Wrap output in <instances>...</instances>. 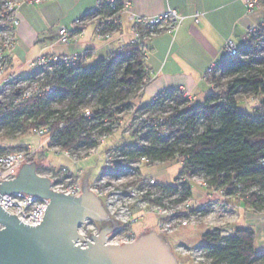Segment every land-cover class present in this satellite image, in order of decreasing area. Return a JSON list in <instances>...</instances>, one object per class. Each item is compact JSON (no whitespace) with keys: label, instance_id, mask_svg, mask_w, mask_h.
I'll return each mask as SVG.
<instances>
[{"label":"trees","instance_id":"obj_1","mask_svg":"<svg viewBox=\"0 0 264 264\" xmlns=\"http://www.w3.org/2000/svg\"><path fill=\"white\" fill-rule=\"evenodd\" d=\"M247 40L239 48L242 56H228L214 69L220 75H231V81L218 92L211 91L205 103L196 107L185 104L188 99L179 89L164 91L149 104H137L135 100L149 78L147 56L138 43L93 65L85 62L62 68L57 89L49 96L14 105L16 95L12 94L1 101L0 152L14 146L10 143L14 139L44 126L52 134L50 147L85 152L97 146L98 136L110 133L118 114L133 105L167 110L173 101L176 106L168 116L173 140L150 131L146 133L150 145L137 149V134H130L132 140L119 146L130 150L131 156L143 153L161 163L176 160L179 153L185 161L181 173L202 175L225 195L236 196L248 207L264 212V69L254 67L259 61L256 56L264 49V23ZM211 74L210 83L218 84L221 76ZM241 91L259 97L255 115L240 110ZM84 107H93L95 116L83 115ZM160 188L179 194L176 202L193 194L192 185L178 180L175 184L160 183ZM202 234V246L213 264L264 262V251H256V232L249 226H236L228 235L220 228L206 229Z\"/></svg>","mask_w":264,"mask_h":264},{"label":"built area","instance_id":"obj_2","mask_svg":"<svg viewBox=\"0 0 264 264\" xmlns=\"http://www.w3.org/2000/svg\"><path fill=\"white\" fill-rule=\"evenodd\" d=\"M45 0H0V104L4 98L10 95H16L13 100L14 105L27 100H37L38 98L49 96L58 86L57 80L60 78L62 68H70L87 62L88 52L81 51L77 53L61 54L55 52L40 53L35 59L27 64V73H21L17 70L14 47L17 42V31L21 23L20 9L23 4H39ZM97 5L85 16L75 20L78 29L68 28L66 25L59 27V39L63 44H70L71 41L79 37L87 25H94V35L100 40H110L122 29V19L128 8L126 0H97ZM260 3V0H245L248 11L253 10ZM182 15L175 8H170L155 16H141L131 14L129 19L133 22L130 29L132 39L121 49L130 44H140L147 56L149 47L146 44L148 38L157 34L159 30L168 32L175 31L181 24ZM261 25L253 23L247 28V35L257 32ZM146 33L145 31H148ZM224 51L227 56L240 57L242 53L232 39L226 40ZM148 56L146 57L147 60ZM216 65H212L205 76L213 72ZM150 81V77L146 79ZM212 85V84H211ZM183 96L188 99L185 103L191 106L195 96L191 95L185 89H180ZM164 92V91H162ZM162 94V93H159ZM156 94L152 102L158 97ZM184 104V105H185ZM168 108L176 106L175 102L170 101ZM171 110H161L155 108H141L133 105L127 112L118 114L117 119L112 123V131L98 136L97 146L92 147L85 152L73 153L71 150L62 149L58 146H49L52 134L48 126L36 129V134L45 136L48 140V147L57 150L58 153L64 152L74 159L86 157L91 153L97 154L99 146L105 144L108 138L116 133L137 134L135 147L141 149L144 145H150L146 133L153 131V134L162 138L173 140L171 133V124L168 123V116ZM83 115L88 118L95 116L93 107H84ZM127 122V126H125ZM64 123H61V126ZM44 143L36 148L31 144L18 149L8 150L0 155V183L2 181L16 177L19 169L25 164L30 163L34 156L44 152ZM177 160L183 165L184 158L176 154ZM105 170L98 175L92 184L88 185L90 190L95 193L104 205L108 218L112 222L111 226L97 225L96 220L88 218L79 228L83 238H78L76 244L87 247L88 240L92 242L93 235L100 233V230L106 228L109 230L105 235V243L112 245L134 242L138 234L133 226L134 222L143 217L141 214H135V206L141 210L149 208L158 217V225L162 233L177 231L179 227L200 225L201 222L209 218L204 212L210 201L196 205L192 196L187 199L179 200L178 195H171V191L160 188L157 179L142 173L143 165H154L161 163L147 154H135L131 156L130 150H125L118 145L109 146L104 152ZM48 176L51 178L52 189L72 194L81 195L84 187L77 178L76 173L71 172L66 166L60 169H52ZM46 175V174H45ZM178 182H185L188 185H197L209 190L211 193L222 191L213 185H210L202 175L179 173ZM225 200L221 204H225ZM49 199L39 197L25 192L8 193L0 196V206L8 213L14 214L18 219L25 223L40 224L46 213ZM264 218V212H263ZM207 221H211L208 219ZM177 252L193 257L194 264H213L207 256V250L203 246L187 247L182 244L177 245ZM258 264H264L260 262Z\"/></svg>","mask_w":264,"mask_h":264},{"label":"crops","instance_id":"obj_3","mask_svg":"<svg viewBox=\"0 0 264 264\" xmlns=\"http://www.w3.org/2000/svg\"><path fill=\"white\" fill-rule=\"evenodd\" d=\"M126 1L129 4L123 15L122 29L115 33L112 39H98L94 35V25L90 24L78 38L67 45L61 44L59 40V27L66 25L68 28L79 30L78 25L74 23L75 20L87 15L97 5V0H45L34 5L23 4L20 9L21 23L17 31V42L13 49L17 70L19 72L26 70L28 62L43 52L70 54L87 51L89 55L87 65L88 61L94 58L102 60L132 39L130 29L133 22L129 19L131 14L155 16L175 8L182 15V22L178 28L173 32L159 30L146 41L149 47L146 66L150 81L143 88L137 104L139 106L149 104L143 103V100L150 99L151 103L156 94L173 89H185L196 99L200 93L213 91L205 74L212 65L217 66L228 58L224 51L226 40L232 39L236 46L241 48L248 41L249 25L264 23V0H260L257 7L249 11L245 0ZM16 145L27 146L19 143L14 146ZM43 153L41 152L42 156ZM35 161L38 162L37 159ZM39 168L45 171L57 169L56 166L49 168L40 163ZM76 175L83 187L90 185L89 179L80 178L77 173ZM209 192L206 191L204 197L200 199L194 198V192L192 194L196 205L207 201L212 203L206 209L209 218L201 223L208 224V229L220 228L224 235L233 234L236 226L244 227L239 221L241 218L239 209H243L244 202L236 196H222L220 192L211 193L209 196ZM223 200L226 201L225 204H221ZM244 210L253 212L246 218L247 226L256 232V251H264L263 212L255 211L247 205ZM133 212L141 214L142 210L135 206ZM208 219L211 221H207ZM156 220L158 223V217ZM148 231L152 230L147 228L140 235Z\"/></svg>","mask_w":264,"mask_h":264},{"label":"water","instance_id":"obj_4","mask_svg":"<svg viewBox=\"0 0 264 264\" xmlns=\"http://www.w3.org/2000/svg\"><path fill=\"white\" fill-rule=\"evenodd\" d=\"M25 163L14 178L0 183V196L25 192L49 199L40 224L29 225L0 206V264H179L171 247L155 231L138 236L134 242L106 244L103 228L88 240V246L77 245L83 238L79 227L88 219L107 220L101 199L89 186L81 195L52 189L51 178L38 172L35 160Z\"/></svg>","mask_w":264,"mask_h":264},{"label":"rangeland","instance_id":"obj_5","mask_svg":"<svg viewBox=\"0 0 264 264\" xmlns=\"http://www.w3.org/2000/svg\"><path fill=\"white\" fill-rule=\"evenodd\" d=\"M60 40V39H59ZM63 44V43H61ZM67 45V44H63ZM264 48V47H263ZM259 61L255 63V66L257 69H264V49H262V52L259 56H256ZM100 58H94L93 60L88 61V65H93V63H96L100 61ZM21 73L26 74L27 69H23L20 71ZM212 74L220 75V71L214 70ZM211 74V75H212ZM221 79L218 82V84H212L213 90L219 91L223 89L229 81H231V75L223 74L220 75ZM209 94V91L200 93L196 100L193 102V106L196 107L197 105H202L206 101V97ZM240 97H242L241 102L239 103L240 110H244L249 112L252 116L255 115V104L258 102L259 97L255 96L254 94H250L248 92L241 91L238 94ZM150 100V99H149ZM148 99L143 100V103H150ZM136 101H138V98H136ZM171 110L172 109H167ZM173 112V111H172ZM171 113V112H169ZM125 126H127V122H125ZM19 136V135H18ZM125 133V130L121 133H116L111 135L107 142L105 144H101L99 146V152L97 154H89L86 155V157H80L77 159H74L73 157H70L66 155V153L61 152L58 153L57 150H54L53 148L48 147V140L45 136H38L35 131L29 133L25 136H20L17 139H14L15 141H12L10 143H13V145L19 143V144H25L29 145L31 144L33 148H36L40 145V143H44V153L43 156L40 154L34 156V159L38 160V162L44 166L52 168V166H56L57 169H60L64 166L71 169L72 172H76L80 178H86L89 179L90 184L93 183V181L98 177L100 173H102L105 170L106 164L104 159V152L106 149H108L109 146L112 145H118L124 144L127 142H130L132 139L131 137ZM13 140V139H10ZM23 147V145H16V146H9L6 151L18 149ZM6 151L0 152V155L3 153H6ZM183 164L176 160H169L165 161L164 163H158L154 165H143L141 168L142 171L146 175L153 176V178L160 181L162 184H175L177 183V178L179 176L180 171L183 169ZM39 173H44L46 175L50 174L49 171H45L42 168L38 167ZM194 192V198L200 199V197H204L205 192L208 190L201 188L197 185H193L192 187ZM206 190V191H205ZM243 209L240 210V225L247 227V221L246 218L251 216L253 213L251 210H244L245 203H243ZM141 215H143L142 218H140L138 221L134 222L133 226L136 229L138 236L140 233L145 231L147 228H150L152 231L158 232L168 243V245L171 247V250L175 257L179 260V264H194L193 257H190V255H184L182 253L177 252V245H184L187 247H195V246H202L203 242V234L202 232L209 228V225L206 223H201L200 225H193L190 224V226H183L179 227L177 231L170 232V233H162L160 230V227L158 225L156 217L157 215L153 213L149 208H145L142 210ZM112 222L110 221V218L107 220H100L97 222V225L99 227L101 226H111Z\"/></svg>","mask_w":264,"mask_h":264}]
</instances>
